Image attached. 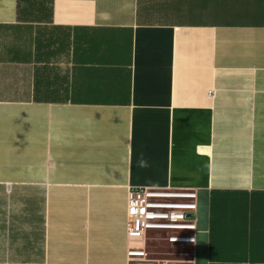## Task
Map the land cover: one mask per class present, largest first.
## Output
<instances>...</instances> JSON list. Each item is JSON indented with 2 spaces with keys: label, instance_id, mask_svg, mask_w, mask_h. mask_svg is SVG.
Returning <instances> with one entry per match:
<instances>
[{
  "label": "crops",
  "instance_id": "obj_1",
  "mask_svg": "<svg viewBox=\"0 0 264 264\" xmlns=\"http://www.w3.org/2000/svg\"><path fill=\"white\" fill-rule=\"evenodd\" d=\"M140 186L195 190L192 242L128 239ZM142 243L264 264V0H0V264Z\"/></svg>",
  "mask_w": 264,
  "mask_h": 264
},
{
  "label": "built area",
  "instance_id": "obj_2",
  "mask_svg": "<svg viewBox=\"0 0 264 264\" xmlns=\"http://www.w3.org/2000/svg\"><path fill=\"white\" fill-rule=\"evenodd\" d=\"M196 204L194 189L131 187L127 191V237L143 241L147 230H161L169 234L170 242H192L194 237L183 231L195 230ZM128 249L130 262H146L143 243Z\"/></svg>",
  "mask_w": 264,
  "mask_h": 264
},
{
  "label": "rangeland",
  "instance_id": "obj_3",
  "mask_svg": "<svg viewBox=\"0 0 264 264\" xmlns=\"http://www.w3.org/2000/svg\"><path fill=\"white\" fill-rule=\"evenodd\" d=\"M160 243V247H158V250H162L164 251V253H162L159 257L163 258V259H184L186 257H188L189 255V250L188 248H183L181 246H179V244L177 245H173V246H166L164 242H159Z\"/></svg>",
  "mask_w": 264,
  "mask_h": 264
}]
</instances>
